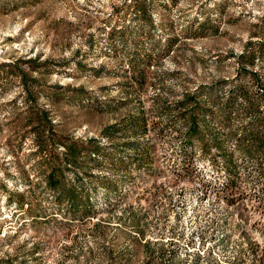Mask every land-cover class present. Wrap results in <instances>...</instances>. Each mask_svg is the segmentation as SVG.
<instances>
[{
    "label": "rangeland",
    "instance_id": "374dc122",
    "mask_svg": "<svg viewBox=\"0 0 264 264\" xmlns=\"http://www.w3.org/2000/svg\"><path fill=\"white\" fill-rule=\"evenodd\" d=\"M261 42L264 0H0V62L38 78L63 135L132 158L115 176L104 163L109 187L70 171L94 192L84 217L33 187L43 216L30 217L7 197L38 182L35 142L13 118L25 87L0 82V264H264V153L237 145L246 114H197L220 153L187 143L178 107L229 78L251 84L241 68L264 80L262 56H244Z\"/></svg>",
    "mask_w": 264,
    "mask_h": 264
},
{
    "label": "trees",
    "instance_id": "16d2710c",
    "mask_svg": "<svg viewBox=\"0 0 264 264\" xmlns=\"http://www.w3.org/2000/svg\"><path fill=\"white\" fill-rule=\"evenodd\" d=\"M140 13V16L144 17L145 9H140ZM256 52L262 56V63H264L263 42L257 49L245 52L244 56ZM33 60L37 61V59ZM21 62L25 63L27 60H21ZM38 64L41 62H37ZM245 69L241 68L240 73L243 72L244 75L250 77L251 84L246 85L242 81L233 83L234 79L229 78L207 87L208 94L203 89V92L202 90L195 92L193 98H185L178 103V107L182 109L181 117L185 119L184 136L188 144L198 141L203 150L207 151L215 147L222 153V144L215 136L201 133L203 130L202 121L219 114L224 123H229L231 119L241 114L240 111H243L246 114L247 126L237 134V145L244 153H252L255 149L264 153V80L256 71H246ZM14 75L20 77L25 87L21 96L25 100L13 118L18 120L24 117L22 140L26 137H33L35 148L30 156L38 158L33 166L36 168L39 166V168L32 172L38 178V182L33 184L27 176H24L26 178H24L23 191L9 192L8 201L16 203L20 210L28 213L30 217L43 216V210H36L38 206L42 205V203H37L40 199L27 195L30 187L38 188L42 200L47 199L45 193L49 191L50 194H54L56 202L60 204L67 202L71 211L70 215L75 218L84 217L94 207V192L84 184L79 173L88 175L92 182L98 180L102 183L101 186L109 187L114 184V178L109 179L103 172L104 163L110 166L109 169H112L115 176L128 169L132 158L121 154L118 149L105 152L96 138L83 140L63 135L57 128L60 122L56 120L52 111L39 104L41 96L48 97L49 103L55 102L48 96L46 90L41 92V96L38 94V78L31 77L24 72L21 63L17 61H1L0 82L3 83V88H7L6 85H9L11 77ZM217 89H223L220 95L217 93ZM77 96L80 100L86 98L84 93H79ZM9 102L14 105L18 102L17 97L12 98ZM200 111L203 112V120L197 116ZM127 147L125 146V148ZM223 161L224 167L228 170L230 158L226 155ZM72 170L79 171V173L72 176L70 174Z\"/></svg>",
    "mask_w": 264,
    "mask_h": 264
}]
</instances>
